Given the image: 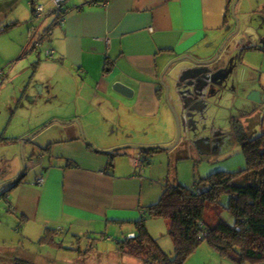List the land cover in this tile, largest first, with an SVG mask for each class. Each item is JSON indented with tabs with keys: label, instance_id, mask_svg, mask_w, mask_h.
Masks as SVG:
<instances>
[{
	"label": "crops",
	"instance_id": "0c3cea01",
	"mask_svg": "<svg viewBox=\"0 0 264 264\" xmlns=\"http://www.w3.org/2000/svg\"><path fill=\"white\" fill-rule=\"evenodd\" d=\"M234 1L68 0L64 14L60 17L55 13L53 0H29L31 11L26 10L22 17L16 14L15 18L8 21L10 28L20 26L21 29V36L17 41L15 40L18 46L17 56H23V49L26 50L28 47L35 48L40 56L41 48L45 45L46 59L39 57V61L35 62L32 82L30 83V80L27 82V96L35 101L39 99V95L44 94L48 86V90H51L50 98L57 99L61 105L62 113L56 114V118L74 123L71 127L76 134L77 125L72 120H81L84 126H88L89 140L93 145H97L98 140L91 136L94 132L90 126L94 121H104L107 126L104 137L109 140L101 147L108 151L102 153L89 144L87 148L84 146L78 147V150L60 152L58 160L54 161L55 154L50 151L52 154L50 159L47 161L48 156L43 155L40 172L33 179L26 170L24 178L11 188L12 192L9 191L6 196L10 210L16 215H21L16 219L21 220L24 226H29L27 234L35 232L39 240L44 236L45 231L52 230L51 235H54V240L57 241L63 233L64 239L60 242L70 246L71 244L66 245L69 235L77 236L78 240L86 235L98 233L92 227L98 226L96 223L99 220L108 219L106 227L109 226V221L121 225L132 221L136 224L142 218L147 206L157 201L146 205L139 202V207L143 210L141 209L138 217L127 212L114 213L112 210L129 209L125 205L126 202H118L117 198L136 195L137 188L141 184L139 179L144 178V172L148 173L145 166L152 164L153 155L158 150L171 149L175 146H172L173 144L172 147L166 148L149 146V142L174 138L175 128L172 124L173 116L170 114V108L172 112L175 109L178 113L181 127L182 117L179 109L182 111L183 109L180 106L179 109L176 107L172 96L178 101L177 104H182L180 99L183 95L185 97L183 108L188 110L189 116L183 113V121L188 123L187 118L196 115L195 120H189V127L192 123H198L200 118L201 133L196 134V131L192 132L191 129L187 138L196 145L197 151L204 154L217 150V140L220 142L222 139L218 137L215 140L216 138L213 137L214 133L222 135L220 131L217 133L222 127L218 121L230 116L234 117L232 119H239L240 115L247 117L245 123L238 120L239 127L236 126L235 136L240 137L245 133L254 136L260 133L255 128L251 132V122L254 109L264 104V89L256 79L251 80L244 75L241 68L243 60L247 64L248 54L245 59L243 57L245 50L250 49L264 55V10H253L252 33L247 36L242 33V37L238 40L239 45L233 47L230 60L234 61L232 65L234 69L227 79L220 81L219 75L214 76V72L219 69L214 67L212 73L209 69L212 63L221 60L219 56L215 60H208H211L222 48L221 54L232 43L230 37L234 33H231L237 24L236 21L232 22ZM242 1L247 0H239L235 10ZM260 2L262 4L259 7L264 9V0ZM38 6L43 9L42 16L36 14L35 10ZM243 12L242 15H249L246 11ZM51 16H54L53 20ZM33 17L46 20L38 25ZM239 28L242 30L241 23ZM39 31L40 34L35 41L34 37H37ZM46 39L49 42L44 43ZM239 48L240 53H238ZM183 55L192 57L174 61ZM171 62L172 64L169 65ZM46 65L50 67L44 69ZM168 65L169 68L162 76ZM250 66L248 65L247 69ZM198 68L200 69L197 70ZM184 71L188 72L184 73ZM66 73L71 80H75L74 89L68 96L57 91L58 84L63 88L67 85L59 80L60 77L67 79L64 76ZM182 79L184 85L186 82L185 87L192 89L190 92H182L183 84L178 85ZM116 81H122L131 87L132 96L114 90L112 86ZM163 82L170 87V104ZM175 84L177 86L173 91L172 85ZM195 86L201 88L202 95L197 96L196 92H193ZM164 103L170 107L168 112L164 108ZM213 105L219 110L216 111ZM96 108L100 112L87 113L88 110ZM52 119L44 117L43 121L49 122ZM163 123H166V126H161ZM159 129L162 133L158 138L156 134ZM78 137L77 135L75 138ZM141 143H146L149 147L140 146ZM123 151L133 158L135 155L138 156L134 164L128 168L116 162V155H121ZM12 160V164L17 163L16 159ZM169 182L170 179L166 175L164 183ZM165 184L162 185L158 199ZM30 189L34 191L33 194H30ZM15 193L16 197L19 196L18 200L13 197ZM49 207L58 211L57 216L39 218V212ZM136 232L131 227L127 236H134ZM103 236L108 240L112 238L107 233H103ZM95 238L91 254L98 253L95 246L99 236ZM40 246L41 249H59L57 251L59 253L56 254L58 258H53L50 250L38 253L36 250H23L25 255L21 253L19 258L30 260L34 264H51V260L55 261L53 264H72L73 260L67 256L68 252L77 251L81 256L80 251H83L80 246L78 250L61 249L52 244ZM99 255H106L105 262L113 261L110 264H130L132 257L121 252L119 246L117 250L105 247ZM83 258L86 259L85 255ZM37 260L41 262L38 263ZM86 264H90V261L88 260Z\"/></svg>",
	"mask_w": 264,
	"mask_h": 264
},
{
	"label": "rangeland",
	"instance_id": "374dc122",
	"mask_svg": "<svg viewBox=\"0 0 264 264\" xmlns=\"http://www.w3.org/2000/svg\"><path fill=\"white\" fill-rule=\"evenodd\" d=\"M260 1L261 0H247L244 2L242 1L241 4H239L236 9V16L238 19H240L239 24L241 23L242 30H240L239 25L238 27L235 25L234 30L231 33H234V35L230 37L232 43L226 47V50L230 47L239 45L238 40L240 37H242V33L245 36L252 33V23H254L252 19V13L254 12L253 10H264L262 7H259L262 4ZM28 4L29 0H0V28H2L0 31V133H3L6 137H10L8 140L1 139L0 141L1 180L11 177L17 178V176L23 172L25 165L27 166L26 170L29 171L32 176L31 179H33L35 178L36 174L40 172L41 161L44 160L43 155L46 157L48 156L46 159L48 161L52 155L50 151H53L55 154L53 160L57 161L60 152L63 153L64 151L69 152L71 150H78V147L84 146L87 148L88 144H92L89 140L90 134L88 132V126H84V123L81 120H79L80 123L76 122L78 130V133L76 134L73 132L71 127V125L74 123H68V121L56 118V114L62 113V110L60 109L61 105L57 99L52 100V98H50L51 90H48V86H46L44 94L39 95V99H36L35 101L27 96V82L29 80L30 83L32 82L35 62L39 61V57L40 59H46L44 50L45 45H43L41 48L40 56L38 55V51L31 47L26 48V50L23 49V56H17L16 50L18 46L16 45V41L18 37L21 36V29L20 26L10 28L8 26V21H11L10 19L15 18L16 14H19L22 17L25 15L26 10L31 11V7H29ZM243 11H246V13L249 15H242L244 13ZM33 18H35V22L38 25H40L41 22H45L46 20L40 17ZM51 19L53 20L54 16H51ZM232 20V22L235 23L236 19ZM3 21L6 23L4 24ZM3 27L5 30H3ZM237 28H239V31ZM40 29L41 28L39 27V30ZM40 31L37 32V37H34L35 41L38 39ZM46 42H49V40L46 39L44 43ZM240 51L241 49L239 48L238 53H240ZM246 54H248L247 64H245L243 60V66L241 68L244 75H247V77L251 80L256 79L264 89L263 53L247 49L245 50V55L243 56L244 59ZM6 59L9 61H6ZM183 62L187 63L189 61ZM179 65L181 67V63H179ZM248 65H251L249 69H247ZM54 66L59 65L54 64ZM47 67H50V65H46L44 69ZM187 72L188 71H184V73ZM57 74H59V72H57ZM64 76L67 77V79L60 77L59 80H61L63 84L66 83L67 85H64L63 88L60 84L57 85L56 82L58 88L57 91L59 94L65 93L68 96L71 90L74 89L75 80H71L70 77L67 76V73ZM166 79L168 80V78ZM182 81L183 79L180 81V83H178V85L181 83L184 84ZM176 86L177 84L172 85L173 91H175ZM38 91H40V89ZM35 93L37 92L35 91ZM171 98L178 109L179 106L183 109V111L179 109L180 117H182V138L173 148L158 150V152L153 155L154 161L152 164L150 166H145V170H147L148 173L145 174L144 172V178L139 179L141 184L137 188L136 195L117 198L118 202H126L125 205L129 207V209L125 211L113 209L112 212H127L138 217L141 214L142 209L139 207V202L142 205H146L152 201L159 200L158 198L161 194L162 185L165 184L164 182L166 175L169 177L170 182L172 183L179 181L187 187H194L199 180L209 176L214 172L221 170L236 171L246 166L241 145L242 134L240 137L234 135L235 131L237 130L236 126L239 127L238 120H242L245 123L247 119L246 115H240L239 119H232L234 117L230 116L225 120L218 121L222 127L217 131V133L220 131L222 135L220 136L214 133L213 137L216 138L215 140H217L218 137H221L222 139L220 142L217 140V150L210 154H204L203 152L197 151L198 148L196 145L187 138L190 136L191 129L192 132L196 131V134L200 133V118L198 119V123L191 124L190 122L192 126L189 127V120H195L196 118L194 117H196V115L193 117L191 116L190 119L188 117V123L183 121V113L189 116L188 110L183 108V101L185 100L184 95L180 99L182 104H177L178 101L174 98V96ZM80 102H82V99H80ZM213 106L216 108V105ZM168 107L165 104L164 108H166L165 110H167V112L169 111ZM215 110L218 111L219 109L216 108ZM92 112L96 113L100 111L98 108H96L94 110H88L87 113ZM223 113L225 112L223 111ZM170 114H172L174 117H171L172 124L175 128L174 138L172 140L162 138L158 142H149L150 147L166 148L175 142L177 137V123L171 108ZM44 117L56 119H52L49 122H44ZM255 118H257L256 122ZM249 121L251 122V120ZM161 126H166V123H163ZM106 127L107 126L104 121H94L93 125L90 126L94 132L91 134V136L98 140V142H96L97 145H92L95 147L96 151L98 150L100 153L108 151L107 149L101 148L109 142L107 137H104L106 135ZM254 128L257 130V132H264V104L261 107L254 109V115L251 122V132L254 131ZM161 133L162 131L160 130L156 136L159 138ZM30 134L34 135H32V137L24 143L23 150L21 151L20 140L29 136ZM77 135L79 137L76 139L75 137ZM16 136L22 137L18 138ZM49 143H52L49 147L50 150L47 148ZM140 146L149 147L146 143H141ZM128 150L131 151L134 149ZM123 152L124 153L121 155H116V162L121 163L125 168H128L130 165L134 164L135 158L138 156L135 155V158H133L132 156L125 154V151ZM32 155L33 158L31 159ZM13 158L17 160V163L12 164ZM12 190L7 189L8 192H12ZM3 192H5V190H2L0 193V264H14L16 257H19V254L27 250H36V253L40 251L42 252L44 250H50L49 252H51L52 257L58 258L56 254L59 253L57 252L59 249H41L37 239L38 237L36 236L35 232L32 234L28 232L29 234H27L26 231H28L29 226L19 225L16 218H19L20 216L16 215L10 210L9 202L7 201L8 196L3 195ZM33 193L34 191L30 189V194ZM13 197H16V193L13 195ZM16 199L18 200L19 196H17ZM60 199H62V197H60ZM221 200V215L232 221V216L226 209L223 208V206L227 205L228 195L222 196ZM57 213L58 211L55 208L49 207L47 209L41 210L38 216L39 218L42 216L54 218L57 216ZM210 215L212 214L207 213L208 218H210ZM107 223L108 219H105L104 221H97V228L95 226L92 227L96 232L98 231V233H95L94 235L89 234L81 239L78 238V240L76 238L77 236H68L66 245L71 244V247L77 249L80 246L83 251L88 248L90 242H92L93 236L102 237V239H100L95 246L98 249L97 254H90L86 256L84 253H82L80 256L77 251L68 252L67 256L72 258V264H86L88 260L90 261V264L112 263L113 261L110 262L108 260L105 262L104 258L106 255H99L101 250L105 247L110 250H117V247L120 246L121 242L124 241V237L127 236L129 228L133 227V230L135 231L138 229L135 222L133 221L130 223H124L123 225L117 222L112 223L109 221V226L106 227ZM167 223L168 220L161 216L148 217L146 221L150 235L157 240L159 246L164 251L173 254L174 243L171 236L168 234ZM103 233H107L112 238L109 240L104 238L105 236H103ZM130 236L132 235H128L127 237ZM59 238L63 240L64 234L61 233ZM38 248L39 251H37ZM84 255L86 259L83 258ZM130 258V264H141L144 261L143 258H140L142 260H139V257L136 256H132ZM37 261L38 263L41 262L40 260ZM53 262L55 261H50L51 264H53ZM186 264H238V262L229 256L221 255L218 250L211 246L207 241H204L194 251V253L188 257ZM242 264L258 263L245 260Z\"/></svg>",
	"mask_w": 264,
	"mask_h": 264
},
{
	"label": "trees",
	"instance_id": "16d2710c",
	"mask_svg": "<svg viewBox=\"0 0 264 264\" xmlns=\"http://www.w3.org/2000/svg\"><path fill=\"white\" fill-rule=\"evenodd\" d=\"M8 138L0 133V141ZM241 145L245 167L214 172L199 180L194 187H187L179 181L165 184L159 201L147 206L142 218L136 222V234L121 242L120 251L143 258L145 264H186L188 257L207 241L221 255L233 258L238 264L245 260L264 264V132L254 136L242 134ZM24 174L7 189L18 184ZM7 189L3 192L5 196ZM224 195H228V202L223 208L232 216V221L220 212ZM207 213L212 214V219ZM154 216L168 220V234L174 243L173 254L164 251L150 235L146 221ZM18 223L23 225L21 220ZM50 231H45L38 240L40 245L78 250L63 245L61 239L55 241ZM93 240L96 238L92 237L89 247L80 252L90 255ZM15 264L34 263L16 257Z\"/></svg>",
	"mask_w": 264,
	"mask_h": 264
},
{
	"label": "water",
	"instance_id": "95a60500",
	"mask_svg": "<svg viewBox=\"0 0 264 264\" xmlns=\"http://www.w3.org/2000/svg\"><path fill=\"white\" fill-rule=\"evenodd\" d=\"M238 1H239V0H235L234 3H233V5H232V17H233L234 19H236V21H237L236 26H237V27H238V25H239V19H238V17L236 16V10H235V7H236V4H237ZM237 30H238V28H237ZM221 50H222V48L216 53V55H215L211 60H208V61L215 60V59L219 56ZM186 57H189V58H190V57H192V56L183 55V56L177 58V59L174 60V61H178V60L183 59V58H186ZM174 61H173V62H174ZM171 64H172V62H171L169 65H171ZM169 65L166 66V68L164 69V71H163V73H162V76H163V74L167 71V69L169 68ZM162 76H161V78H162ZM162 80H163V79H162ZM163 83H164L165 86H166V97H167V99H168V101H169V104H170V100H169V89H170V87H169L165 82H163ZM112 87H113L114 90H116V91H118V92H120V93H122V94H124V95H126V96H132L133 89H132L131 87H129L128 85H126L125 83H123L122 81H116V82H114V84H113ZM173 110H174L173 112H174V114H175V116H176V118H177L178 132H177V138H176V140H175V142L173 143L172 146L176 145V144L179 142L180 138H181V127H180V119H179V115H178V113L176 112L175 109H173ZM72 121L79 122L78 119H73ZM79 123H80V122H79ZM40 129H41V128H40ZM40 129H39V130H40ZM39 130H37V131H39ZM81 132H82V129H81ZM32 135H34V134H30L29 136H27V137H25V138H22V139L20 140L21 151L23 150V147H24V143H25V141L28 140V139H30V138L32 137ZM172 146H169V147H172ZM26 169H27V166L25 165V166H24V170H23V172H22L19 176H17V178H13V179H11V180H9V181H6V182H4L3 184H1V185H0V190H1L3 187L10 186V185H12L13 183H15L16 181H19V180L22 178L23 173L26 172Z\"/></svg>",
	"mask_w": 264,
	"mask_h": 264
},
{
	"label": "flooded vegetation",
	"instance_id": "af4514ba",
	"mask_svg": "<svg viewBox=\"0 0 264 264\" xmlns=\"http://www.w3.org/2000/svg\"><path fill=\"white\" fill-rule=\"evenodd\" d=\"M251 47V46H250ZM232 51H233V47H230L228 48L227 50L225 49L224 51H222V53L219 55V59L221 60L220 62H217V63H212L211 64V67L209 69L210 70V73H212L214 67L215 69H219L217 72H214V76L215 75H219L220 77V81L222 79H227V77L230 75V72L233 71L234 67L232 66L234 64V61L231 62L230 60V57L232 55ZM200 68H198L197 70H199ZM207 71L209 72V70L207 69ZM177 74V73H176ZM198 77V76H197ZM184 79V78H183ZM185 85H186V82H185ZM185 85L183 84L184 87H181V90L182 92L185 91V92H190V90L192 89H188V87H185ZM195 90H193V92L195 93L196 92V95L199 96V95H202L203 94V91L201 90L200 87H197L195 86L194 87ZM189 113V112H188ZM200 130L202 131V129L200 128ZM200 131V133H201ZM246 135H248V133H245ZM12 178H8V179H5V180H1L0 179V185L3 184L4 182L6 181H9L11 180ZM8 187V186H7ZM7 187H3L0 192L4 189H7ZM15 264V263H14Z\"/></svg>",
	"mask_w": 264,
	"mask_h": 264
},
{
	"label": "built area",
	"instance_id": "2783aa9c",
	"mask_svg": "<svg viewBox=\"0 0 264 264\" xmlns=\"http://www.w3.org/2000/svg\"><path fill=\"white\" fill-rule=\"evenodd\" d=\"M68 0H53V2H54V5H55V8H56V10H55V13H57L58 15H60V17H62L63 16V12H64V7H65V4H66V2H67ZM36 11V14L38 15V16H42L43 15V9H42V7L41 6H38L37 7V10H35ZM42 179H40V181H41Z\"/></svg>",
	"mask_w": 264,
	"mask_h": 264
}]
</instances>
